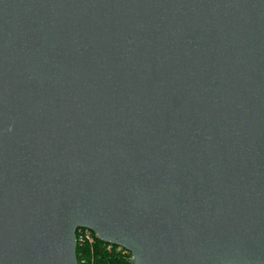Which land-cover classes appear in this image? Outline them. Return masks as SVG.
I'll return each mask as SVG.
<instances>
[{"label":"water","instance_id":"95a60500","mask_svg":"<svg viewBox=\"0 0 264 264\" xmlns=\"http://www.w3.org/2000/svg\"><path fill=\"white\" fill-rule=\"evenodd\" d=\"M264 264V0H0V264Z\"/></svg>","mask_w":264,"mask_h":264},{"label":"trees","instance_id":"16d2710c","mask_svg":"<svg viewBox=\"0 0 264 264\" xmlns=\"http://www.w3.org/2000/svg\"><path fill=\"white\" fill-rule=\"evenodd\" d=\"M80 249L88 264H129V254L122 253L115 248L109 251L106 249V244L100 240H96L92 252L88 251V247L78 246L77 256H79Z\"/></svg>","mask_w":264,"mask_h":264},{"label":"built area","instance_id":"2783aa9c","mask_svg":"<svg viewBox=\"0 0 264 264\" xmlns=\"http://www.w3.org/2000/svg\"><path fill=\"white\" fill-rule=\"evenodd\" d=\"M96 240H98V238H97L96 234L91 229L86 228V227H79L76 229V243H77L76 250H77L78 246H80L81 248L82 247H88V251L92 252L93 246H94ZM105 244H106V249L109 251L112 250L113 248H115L116 250L121 251L122 253H126V254L130 255L128 250H126L122 246L113 245L111 243H105ZM76 264H88V261H87L86 257L83 256L81 249L79 252V256H77V263Z\"/></svg>","mask_w":264,"mask_h":264}]
</instances>
